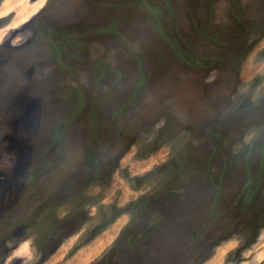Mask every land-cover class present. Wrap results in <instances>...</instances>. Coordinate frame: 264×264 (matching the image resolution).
Here are the masks:
<instances>
[{
	"label": "rangeland",
	"instance_id": "obj_1",
	"mask_svg": "<svg viewBox=\"0 0 264 264\" xmlns=\"http://www.w3.org/2000/svg\"><path fill=\"white\" fill-rule=\"evenodd\" d=\"M0 264H264V0H0Z\"/></svg>",
	"mask_w": 264,
	"mask_h": 264
},
{
	"label": "flooded vegetation",
	"instance_id": "obj_2",
	"mask_svg": "<svg viewBox=\"0 0 264 264\" xmlns=\"http://www.w3.org/2000/svg\"><path fill=\"white\" fill-rule=\"evenodd\" d=\"M153 234H154V233H153ZM138 244H139V243H138ZM138 249H139V246H138V247L136 246L134 250H138Z\"/></svg>",
	"mask_w": 264,
	"mask_h": 264
}]
</instances>
